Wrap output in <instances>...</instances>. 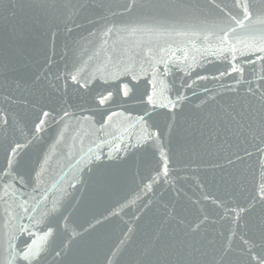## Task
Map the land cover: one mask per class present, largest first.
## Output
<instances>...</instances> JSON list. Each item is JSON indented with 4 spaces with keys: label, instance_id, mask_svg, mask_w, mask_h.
I'll return each instance as SVG.
<instances>
[{
    "label": "water",
    "instance_id": "1",
    "mask_svg": "<svg viewBox=\"0 0 264 264\" xmlns=\"http://www.w3.org/2000/svg\"><path fill=\"white\" fill-rule=\"evenodd\" d=\"M6 2L7 0H0V13H4ZM17 2L21 7L17 8L15 17L4 19L0 16V111L7 112L14 126L19 122V127L25 133L29 128H33L31 122L35 118V109L32 101L35 94L38 89H43L46 95L52 91L49 81L53 73L72 71L73 64L76 63L84 74L91 75L109 55L121 54L127 59L132 53H140V59H145L143 53L149 48L157 54L161 47L171 50L180 48L187 50L189 54L185 63L172 59L170 65L176 67L167 77H160L164 84L157 86V91L163 88L165 97L175 99L177 91L186 97L176 110V120L170 132L167 121L163 117L159 118L161 131L164 133L165 150L171 156L172 173L169 182L154 184L151 192L143 191L149 177L155 175L152 169L156 164L142 160V152H137L135 162L114 163L94 174L84 173L86 182L78 184L74 190L68 189L72 193L68 211L65 213L71 217L69 229L77 225L88 227L97 220L101 223L89 231L83 240L74 242L73 250L65 259L76 260L80 264H104V257L115 249L121 240H126L127 243L120 249L122 264H147V261L156 259L155 250L161 246L160 242L171 236L183 240L185 245H192L201 252L208 253L204 259L219 260L227 245L229 229H235L237 238L232 241V251L224 254L223 259L226 264H246L248 257L241 253L242 245L238 237L244 233L257 243L260 242L264 228V207L257 204L254 210L249 211L244 217V228L237 229V226L230 222V216L227 219L222 217L225 216L224 205L229 208L236 205L247 206L251 198L258 194V186L264 182V168L261 167L264 152L257 149L264 148V142L251 140L245 134H229L225 131V122L215 119L216 116L223 115L224 106L234 103L237 99L227 91V86H236L233 80L238 78L237 74H233L232 78L213 79L219 72L228 68V61L222 56L203 52V49L208 47V43L203 40V34L177 35V32L187 33L192 28L230 23L228 12L230 9L236 11L232 7L233 0H214V3L209 0H183L185 7H135L127 12L124 7L129 0H108L111 9L105 10L102 15L107 16L109 22H114L119 28L158 29L160 35L143 31L129 35L126 31H114L108 38L107 45H101L94 37L89 36L91 31L104 24V20L100 18L101 13L91 8L81 10L75 16V24L80 27H76L71 21L67 23V27L72 28L69 33L64 22L45 15L41 0ZM65 2L66 0H43L44 4L58 8L56 15L61 16L67 15L69 11L60 7ZM71 2L75 3L76 0ZM85 2L92 3L93 0ZM141 2L147 3L148 0ZM252 3L254 8H264V0H252ZM209 42L217 43L211 38ZM114 47L117 49L116 53H113ZM84 49H87L86 54ZM97 51L99 55L95 54ZM89 56L93 59L89 60ZM177 56L182 58L183 51L177 52ZM248 58L237 53L238 61L245 68L244 79L264 74V66L257 61L253 67L246 62ZM250 58L255 59L254 56ZM189 64L192 65L191 69L188 68ZM49 67L52 70L50 73ZM160 67L162 70L163 66ZM179 68L184 71H179ZM185 72L190 74L186 75ZM182 83H191L193 86L181 87ZM68 84L69 87L65 89L64 81L61 80V88L55 95L66 96L69 101L66 107L79 116L81 113L78 105L83 102V90L77 91V86L73 85L70 79ZM252 86L257 87L256 84ZM146 87L151 91V85H146L145 81L139 83L140 92ZM246 87L247 84L244 85V88ZM243 93L242 88L241 99ZM211 97L215 99H210ZM197 105L200 107L197 108ZM111 107L112 110H118L115 105ZM125 107L132 117L140 114L141 106L137 100L128 101ZM84 115L90 113L85 112ZM95 119L99 120L100 117L96 116ZM70 123L75 125L76 122L73 120ZM131 124L132 121L117 116L113 118L109 131L117 135L122 134L124 142L130 137L134 142L140 130ZM98 127L99 125H93L92 121L82 122L79 125L81 131L73 132L72 135L80 136L83 143L69 138L68 145L71 147L62 144L57 152L79 158L86 155L89 148L93 152L107 151V142L111 141L112 137L96 133L94 128ZM55 130L56 124L51 123L43 134L44 140L51 142ZM17 138L23 142L19 133ZM101 141L105 143L102 145ZM38 155L42 154L33 147L25 158L35 160ZM3 161L4 153L0 149V163ZM51 163L54 168L52 175L58 182V187L66 188L74 177L77 180L81 178L82 174L74 160L65 158V155H58ZM89 175L92 176L91 180L88 179ZM57 194V187H51L50 199ZM205 196L209 199L205 200ZM205 215L208 219L200 231L185 235L188 226L199 222ZM130 227L132 232L126 237L125 233ZM0 228H3L2 209ZM61 235L64 236L63 228ZM57 259L53 254L47 258L46 264H54Z\"/></svg>",
    "mask_w": 264,
    "mask_h": 264
},
{
    "label": "snow or ice",
    "instance_id": "2",
    "mask_svg": "<svg viewBox=\"0 0 264 264\" xmlns=\"http://www.w3.org/2000/svg\"><path fill=\"white\" fill-rule=\"evenodd\" d=\"M209 2L214 3V0ZM41 6L46 16L64 22L69 33L72 32V28L67 27V23L71 21L75 24V16L81 10L91 8L101 13L100 18L104 20V24L89 33V36L94 37L101 45L108 44V38L114 31H126L129 35H135L138 31L149 34L155 32L156 35H160L158 29L119 28L114 22H109L107 16L102 15L105 10L111 9L108 0H98V2L93 0L92 3H87L85 0H76L72 3L71 0H66L60 7L69 11L63 16L56 15L58 8L44 4L43 0H41ZM18 7L21 5L17 0H7L4 13H0V16L4 19L15 17ZM135 7L175 8L185 7V5L183 0H155V2L148 0L147 3L141 0H129L124 11H131ZM232 7L236 11L229 10L230 23L192 28L187 33L177 32V35L200 36L203 34V40L208 43V47H205L203 52L222 56L228 61V68L219 72L213 79L232 78L233 74H237L238 78L233 80L236 86H227V91L237 99L234 103L224 106L223 115L216 116L215 119L225 122V131L229 134L234 133L237 136L245 134L251 140L264 142V74L245 80V68L237 59L239 52L240 56L249 57L246 62L253 67L257 61L264 66V8H254L252 0H233ZM111 14L115 15V13ZM75 26L80 27L78 24ZM210 38L217 43H210ZM193 47L195 48V45ZM83 51L87 53V49ZM179 51H183L182 58L177 56ZM196 51L201 50L196 49ZM116 52L117 49L114 47L113 53ZM95 54L99 55V51ZM143 56L145 59H140V53H132L127 59L121 54L109 55L91 75L84 74L76 63L73 64L72 71L53 73L49 81V88L52 91L46 95L43 89H38L35 94V99L32 101L35 118L31 122L34 130L29 128L27 133L19 127V122H16L15 126L10 122L7 112L0 111V149L4 153V161L0 163V209L3 212V228H0V264H46L47 258L53 254L58 258L54 264H80L79 261L66 260L65 257L73 250L74 242L83 240L89 231L101 223L97 220L88 227L77 225L69 229L71 217L65 213L68 211V202L72 199V193L68 189L74 190L78 184L85 183L84 173L94 174L97 170L107 169L114 163L135 162L137 152H142V160L156 164V167L152 169L155 175L149 177V182L144 186L143 191L151 192L154 184L169 182L172 173L171 156L165 150L164 133L161 131L159 118L163 117L167 121L170 132L176 120V110L186 97L180 91H177L175 99L165 97L163 88L157 91V86L164 84V80L160 77H167L176 67V65H170V61L176 59L179 63H185L189 54L187 50L180 48L171 50V48L161 47L158 54L149 48ZM253 56L255 59L250 58ZM88 59L92 60L93 57L89 56ZM188 68L191 69L192 65L189 64ZM178 70L184 71L183 68ZM51 71L49 67L48 72ZM185 74L189 75L190 72ZM45 76L47 78V73ZM69 79L73 85L77 86V91L83 90L81 92L83 102L78 105L81 113L79 116L66 107L69 104L66 96L55 95L61 88L60 81H64L63 87L67 89ZM198 79H207V77H198ZM134 81L136 83H133ZM141 81L151 85V91L146 87L143 92H140ZM245 84H247L246 88H244ZM253 84L257 87L254 88ZM192 86L191 83L181 84V87L191 88ZM242 88L244 89L243 99L240 98ZM210 99L214 100L215 97ZM131 100H137L141 106L140 114L135 117H132L125 107ZM113 105L118 110H112ZM199 107L200 105H197V108ZM85 112L90 115H84ZM96 116L100 119L96 120ZM117 116L124 117L126 121H132L131 126L139 128L140 134L135 137L134 142L131 137L124 142L122 134L117 135L109 131L112 128L113 118ZM73 120L76 122L75 125L70 123ZM89 121H92L93 125H99L98 128H94L96 133L112 137V140L107 142V151L93 152L89 148L88 153L79 158L62 152L58 153L60 145L69 146V138L83 143L80 136L72 135V133H79L81 131L79 125ZM51 123L56 124V130L51 137V142H48L44 140L43 134ZM217 132H219L218 128ZM18 133L23 137V142L17 138ZM104 143L105 141H101L102 145ZM33 147L37 148L42 155H38L35 160L26 159L27 152ZM257 150L264 152V148ZM246 154L251 155V153ZM58 155H65V158L74 160L82 174L79 180L74 177L66 188L58 187V182L52 175L54 168L51 161ZM261 167L264 168V161L261 162ZM88 179L91 180L92 176L89 175ZM51 187H57L58 194L50 199ZM257 192L258 194L251 198L247 206L236 205L229 208L224 205L225 216L222 219L230 216V222L235 224L237 229L246 227L244 217L249 211L254 210L257 204L264 207V182L259 184ZM204 199L209 198L205 196ZM112 215H118V213H112ZM207 219L208 216L205 215L199 222L190 224L185 235L199 232ZM61 228H63V237ZM131 232L130 227L125 236L128 237ZM234 238H237V230L229 229L227 245L221 258L219 260L213 258L209 261L204 259L208 253L201 252L199 248H194L192 245H185L183 240L170 236L160 242L161 246L155 250L156 259L147 261V264H226L223 256L232 251ZM238 238L242 245L241 253L248 257L246 264H264V228H262L259 243L244 233H241ZM126 243V240H121L120 244L104 257V264H122L120 249ZM137 264H144V262H137Z\"/></svg>",
    "mask_w": 264,
    "mask_h": 264
}]
</instances>
